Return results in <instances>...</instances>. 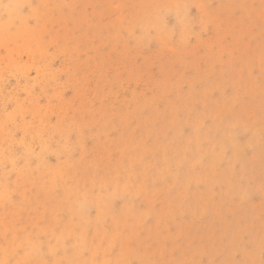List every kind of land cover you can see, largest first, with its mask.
Returning a JSON list of instances; mask_svg holds the SVG:
<instances>
[{
    "label": "rangeland",
    "instance_id": "rangeland-1",
    "mask_svg": "<svg viewBox=\"0 0 264 264\" xmlns=\"http://www.w3.org/2000/svg\"><path fill=\"white\" fill-rule=\"evenodd\" d=\"M0 264H264V0H0Z\"/></svg>",
    "mask_w": 264,
    "mask_h": 264
}]
</instances>
